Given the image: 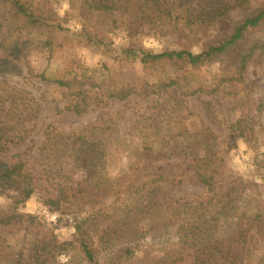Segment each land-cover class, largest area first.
Listing matches in <instances>:
<instances>
[{
    "label": "rangeland",
    "instance_id": "374dc122",
    "mask_svg": "<svg viewBox=\"0 0 264 264\" xmlns=\"http://www.w3.org/2000/svg\"><path fill=\"white\" fill-rule=\"evenodd\" d=\"M23 1L42 10L48 25L42 26L45 31L33 28L31 33L24 29L22 38H34L35 43L29 44L16 59L19 71L0 73V89L7 85L23 88L24 96L32 100L37 119L28 138L11 146L1 158L11 160V155L25 153L24 158L36 174L38 189L18 205L23 218L0 222V234L5 240L0 252L8 257L19 256V252L35 253L39 238L46 242L42 257L46 264H90L84 259L81 244H66L78 237V220L118 199L117 190L131 184L146 163L159 166L165 174L186 171L182 184L165 187L171 188L170 199L183 201L206 197L208 184L199 180L198 174L217 169V186L224 191L220 200L222 218L211 230L217 239H227L237 223V212H250L253 197L264 204V110L258 111L256 103L264 100V53L249 62L246 81L221 82L219 64L194 67L167 58L145 64L128 52L130 48L155 53L188 48L197 54L203 50L205 40L221 32V24L201 31L199 41H189L176 33L162 36L140 28V23H131L130 10L116 24L103 11L90 13L85 0ZM10 7L9 2L0 0L3 59L10 53L8 46L2 45L8 34L7 24L13 18L8 13ZM242 15L241 10L231 11L227 21L234 24ZM55 20L57 25L51 28ZM15 21L22 24L24 18ZM86 25L93 38L84 30ZM49 35L53 41L50 47L38 45ZM56 78L70 79L71 87L59 85ZM174 79L178 83L165 86L166 81ZM123 85L132 86L137 92L125 99L113 96V90ZM199 86L204 89L195 94L189 92ZM73 91L78 95L75 101L87 100L83 103L87 109L82 113L72 109L76 106L75 101L72 103ZM242 117L254 125L257 137H242L232 130L231 124ZM49 125L55 130L51 135L62 133L58 149L63 155L79 149V140L91 139V147L87 144L82 149L100 153L101 165L95 178L88 177L87 168L73 155L53 161V173L44 170L47 164L41 158L40 147L48 140ZM206 128L217 135L215 155L207 156L204 147H181L186 144L185 138L207 134ZM145 153L153 157H145ZM65 171L71 180H67ZM240 180L244 181L241 185ZM71 181L83 188L88 197L79 191L75 196H66L73 191H64L59 184ZM15 193L6 179L0 190V211L8 212L16 202ZM97 244L96 240L95 247ZM136 244L135 254L122 260H107L109 250L101 245L100 259L103 263L109 261L106 264H193L196 260L195 249L185 245L175 230L148 236ZM230 247L243 251L235 243ZM263 255L264 243L259 242L247 252L246 264H259Z\"/></svg>",
    "mask_w": 264,
    "mask_h": 264
},
{
    "label": "trees",
    "instance_id": "16d2710c",
    "mask_svg": "<svg viewBox=\"0 0 264 264\" xmlns=\"http://www.w3.org/2000/svg\"><path fill=\"white\" fill-rule=\"evenodd\" d=\"M4 1L10 3L8 13L13 18L10 19L11 24L9 22L7 24L6 41L2 42V45L8 46L10 53L4 59L0 58V73L19 71L20 67L16 59L25 52L29 44L35 43L34 38H22L24 29H29L31 33L33 28L45 31L42 26L48 25L45 13L33 4L23 0ZM85 8L90 13L93 10H99L109 14L116 24L123 20V15H127V11L130 10L131 23H140V28H147L162 36L176 33L177 36H186L189 41H199L201 31L217 23L221 24V32L205 40L203 50L197 54L188 48H176L158 53L145 48L128 49L129 53L140 57L145 64L164 58L174 62H187L194 67L219 64L222 69L221 82H244L249 62L257 54L264 53V0H85ZM234 10H241L242 18L234 24H229L228 14ZM118 12L122 16H117ZM21 17L24 18L23 23L16 24L15 20ZM55 21V24H51V28L57 25V20ZM84 30L88 31L90 37H94L87 25ZM38 43L42 48L50 47L53 43L52 35ZM55 81L59 85L71 87L70 79L56 78ZM176 83L178 81L174 79L164 84L168 87ZM203 89L199 86L189 92L195 94ZM24 92L23 88L18 89L17 86L12 85L0 89V190L7 179L8 185L16 191L13 195L16 202L8 212L0 211V222L12 218H23L24 214L19 212L18 205L29 200L38 189L36 174L29 160L24 158L25 153H15L11 155V160L1 158L11 146L24 142L36 125L37 118L31 105L32 100L30 97H25ZM136 92V88L123 85L118 90H113L112 95L125 99ZM72 93L75 95L72 99L73 103L78 95L75 91ZM75 102L76 106L72 109H75L77 113L87 109V106L83 104L87 103L86 98ZM256 103L258 111L264 110L263 99ZM231 127L242 137H252L251 139L257 137L254 125L243 117L231 124ZM48 131L50 132L48 140L40 147L41 158L47 164L44 168L47 173L55 171L53 161L60 162L65 156L73 155L76 162L87 168L89 178L96 177L98 167L101 165L100 153L97 150L82 149L87 144L91 147L89 143L91 139L83 140V142L79 140L78 142L81 143L79 149L76 148L73 154L63 155L61 149H58V140L62 133L57 132L58 136L51 135L55 133L51 125ZM205 131L207 132L205 135L194 134L191 136L192 139L185 138L186 144L183 143L181 147L191 150L204 147L205 153H208L207 156L215 155L217 135H213L209 128ZM144 155L153 157L152 154ZM187 156L185 153L186 158ZM216 171L217 169L210 174L200 172L198 174L199 180L208 184L206 197L184 201L181 198L174 200L168 197L171 188L165 187L182 184L186 171L165 174L159 166L146 163L140 168L131 184L117 190V194L120 195L118 199L92 211L86 218L78 220L76 224L78 237L75 242H66V244L76 242L81 244L84 259L90 264H106L109 261L103 263L100 259L101 245H106L104 249L109 250L106 254L107 260L115 257L121 260L129 259L135 254L138 241L151 235L156 236L158 233L175 230L185 245L195 249L196 260L193 264H246L249 261L247 252L253 251L259 242L264 243V204L253 197L250 212H237L239 215L237 223L227 239L215 238L211 230L222 218L220 200L224 194L223 189L217 186ZM65 172L67 180H71L68 171ZM61 183L59 186L64 191H73L66 196H75L79 191L83 197H88L84 194L86 191L78 185L75 186L73 181L70 184ZM242 183H244L242 180L238 182L239 185ZM2 238L0 234V244L5 243ZM96 240L97 247H95ZM226 240H229L227 245H225ZM232 243L242 246L243 251L240 253L230 247ZM45 247L46 242L38 238L35 253L33 251L31 254L19 252V256L8 257L4 251L0 252V264H34L36 261L37 264H46L42 260ZM262 262H264V255L259 258V264Z\"/></svg>",
    "mask_w": 264,
    "mask_h": 264
}]
</instances>
